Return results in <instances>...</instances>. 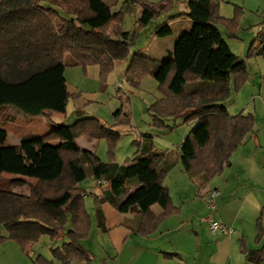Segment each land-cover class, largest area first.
Instances as JSON below:
<instances>
[{"label":"trees","instance_id":"1","mask_svg":"<svg viewBox=\"0 0 264 264\" xmlns=\"http://www.w3.org/2000/svg\"><path fill=\"white\" fill-rule=\"evenodd\" d=\"M58 3L79 11L66 13ZM141 4L136 29L113 38L109 30L121 24L125 11H114L106 0H0V109L49 119L66 114L71 97L67 67L96 65L106 76L116 61L128 58L144 29L174 9L172 0ZM218 7L216 0H188L186 12L169 20L185 17L193 23L192 30L180 36L167 59L134 54L125 72L133 87L151 75L164 89V98L152 106L154 125L166 128L168 118L183 119L185 124L198 122L181 143L176 159L171 150L157 153L148 135L149 141L124 164L103 162L92 150L73 149L83 136L116 145L120 134L95 117L72 125L57 124L44 135L28 134L16 146L7 144L8 132L0 124V177L12 174L35 181L27 193L0 190V243L14 241L29 255L47 235L63 243L52 250V260L39 256L34 264H54L55 260L92 264V254L83 246L92 230L85 203L88 190L83 186L88 178L109 184L107 193L94 197L99 229L107 231L102 205L108 202L120 214L135 216L137 221L129 226L133 232L150 235L179 212L163 184L177 162L201 185L231 166L233 154L253 133L255 119L251 114L231 116L223 105L232 82L238 86L246 81L247 66L231 51L216 25ZM154 33L166 38L172 30L165 22ZM250 55L264 57V28ZM201 83L213 84V93L198 90ZM131 187L136 190L123 201ZM155 205L162 209L158 216L152 212ZM3 227L7 235L1 233ZM257 230L256 241L260 242L262 217ZM241 251L249 263L264 264V247L251 250L242 243Z\"/></svg>","mask_w":264,"mask_h":264},{"label":"rangeland","instance_id":"2","mask_svg":"<svg viewBox=\"0 0 264 264\" xmlns=\"http://www.w3.org/2000/svg\"><path fill=\"white\" fill-rule=\"evenodd\" d=\"M143 1L158 4L162 0H106L107 3L114 6V11H125L121 24L115 23L120 27L121 32L136 29V21L142 13L143 6L141 3ZM172 1L174 9L171 13L163 14L144 29L136 44L130 48L128 58L116 61L114 69L106 76H102L100 67L96 65L86 68H66L65 77L68 90L71 93L66 114H54L49 119L44 116L19 114L10 108L0 109V124L5 126L4 128L9 134L7 144L16 146L20 143L22 137L28 134L44 135L55 128L57 124L72 125L77 120L95 117L120 134L115 143L116 145L112 146L107 139H90L85 136L80 137L77 142L83 148L96 152L103 162L124 164L135 156L139 148L144 147L146 141H149L146 138L147 135L154 142L157 153L171 150L175 154L185 137L198 125V122L185 124L183 119L168 118L165 120L168 127L161 128L154 125L156 119L152 106L164 98V89L151 75L143 77L138 87H133L125 78V72L132 55L141 54L164 61L167 59V50H174L180 36L192 30L193 23L185 17L175 21L169 20L171 17L186 12V2L188 0ZM216 2L219 4L216 25L231 51L242 60H245L247 66L246 81L238 86H235V83L232 82L229 98L223 105L227 107L231 116L238 114H251L254 116V131L249 136L254 135V141L260 143V147L257 148L258 151L255 154L262 162L264 161V57L250 55V49L264 28V0H216ZM58 6L66 13L79 11L78 8L63 3H58ZM165 22L170 25L172 35L160 38L154 31ZM109 34H111L110 30ZM200 86L201 88L198 90L204 94H211L214 91V85L211 83H201ZM119 111L121 114L115 117ZM140 141L142 143L141 147V143L138 145ZM230 167L225 168L224 171H227ZM173 169L168 176L169 178L166 177L163 184L171 187L172 195L177 204L181 199L176 193L185 184L179 171H183L188 187H191V181H197L193 184L195 185L193 192H190V195L194 196L192 199L197 202H207L208 200V202H211L209 197L211 192L215 191L214 186L223 179H220V175H218L210 179L207 184L201 185L196 177H190L184 171L180 162ZM33 183L35 181L28 177L2 174L0 177V190L27 193L29 185ZM92 183V179L88 178L83 186L90 187ZM130 189L133 192L136 190L135 187ZM207 191L209 194L202 198V195L206 194ZM199 192L201 195L198 196ZM258 196L262 201V206H264V193L258 194ZM85 203L92 217V230L83 246L92 254V264H107L100 256L96 257L100 241L97 238L95 202L91 199H85ZM207 210L208 214L205 218H214L215 211L209 208ZM192 211L191 206L184 208L185 215H190ZM1 233L7 235L4 227L1 229ZM100 234L102 233L100 232ZM62 243L61 239L53 240L51 236L45 235L34 245L30 254L26 255L22 247L16 242L11 240L1 242L0 264H33L32 257L36 260L41 253L50 256L52 254H50V248H55L62 245ZM91 249L96 251L92 252Z\"/></svg>","mask_w":264,"mask_h":264},{"label":"crops","instance_id":"3","mask_svg":"<svg viewBox=\"0 0 264 264\" xmlns=\"http://www.w3.org/2000/svg\"><path fill=\"white\" fill-rule=\"evenodd\" d=\"M110 32V35L116 38L121 34L120 27L116 24L111 27ZM172 51L167 50V55ZM253 138L254 135L247 136L233 155L231 167L220 175L222 181L214 186L218 192L214 218L231 228L233 232L211 234L208 224L204 221L208 214L206 203L209 200L207 202L193 200L194 196L190 195V192H193L195 186L193 184L197 181H191V187H188L183 171H179L185 183L176 193L181 199L179 204L174 200L171 187L166 186L172 195L173 206L179 209V212L161 222L150 235L135 233L129 228L137 221L135 216L120 214L108 202L102 205L107 231L99 229L97 223V238L100 243L96 257L100 256L107 264H252L241 251L242 243L251 250L264 247V237L260 242L256 241L257 223L259 218L263 219L264 206L258 194L264 193V161L262 163L255 154L260 143H256ZM73 149L85 150L78 142L73 145ZM177 157L178 151L174 154V158ZM92 182L90 187H85L88 190L86 199L94 200V197L103 196L109 191L108 183H98L94 179ZM132 193V189L128 190L123 201ZM199 194L201 195L200 192L197 195ZM207 194L208 191L202 198ZM257 204L259 208L255 206ZM187 206L193 208L190 215L184 213ZM152 212L158 216L162 209L155 205ZM55 248H50V254ZM39 256L53 259L52 254L46 256L41 253ZM32 261L34 262L33 257ZM54 264L61 263L55 260ZM72 264L86 263L77 260Z\"/></svg>","mask_w":264,"mask_h":264},{"label":"built area","instance_id":"4","mask_svg":"<svg viewBox=\"0 0 264 264\" xmlns=\"http://www.w3.org/2000/svg\"><path fill=\"white\" fill-rule=\"evenodd\" d=\"M218 196V192L212 191L210 194V200L211 202L207 203V208L214 210L215 209V200ZM209 227V230L211 232V234L213 235H217L218 233H231L233 232V230L227 226H225L223 223L216 221L214 218L212 217H208L204 220Z\"/></svg>","mask_w":264,"mask_h":264},{"label":"clouds","instance_id":"5","mask_svg":"<svg viewBox=\"0 0 264 264\" xmlns=\"http://www.w3.org/2000/svg\"><path fill=\"white\" fill-rule=\"evenodd\" d=\"M257 208H259V205L257 204V205H255Z\"/></svg>","mask_w":264,"mask_h":264}]
</instances>
